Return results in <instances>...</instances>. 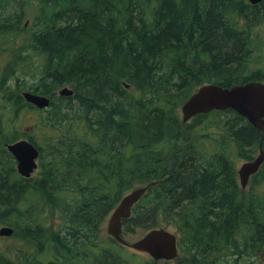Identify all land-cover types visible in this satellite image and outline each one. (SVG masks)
<instances>
[{"label":"trees","instance_id":"1","mask_svg":"<svg viewBox=\"0 0 264 264\" xmlns=\"http://www.w3.org/2000/svg\"><path fill=\"white\" fill-rule=\"evenodd\" d=\"M20 1L0 0V31L11 17L14 22L35 9L40 26L32 43L41 64L18 57V69L0 79V89L10 91L4 101H12L0 117V163L11 165L5 171L0 164V223L34 236L47 230L50 211L46 220L55 223L57 236L49 238L54 253L45 261L0 253V264H79L70 242L91 245L83 234L98 235L120 199L150 183L156 184L122 221L123 235L135 226L171 228L175 264L261 259L264 163L243 191L230 160H253L260 147L264 151V133L232 110L199 114L193 118L198 124L185 125L179 109L204 84L264 83V68L253 63L264 0H22L27 9L14 14ZM30 77L20 90L50 98L46 110L22 94L12 100L8 82L16 88ZM62 87L73 95L52 97ZM22 105L39 115L41 141L29 133L15 136L40 152L33 179L10 173L16 162L5 148L17 141L5 132L18 127L8 115L15 117ZM208 115H218L213 128H196ZM37 207L41 213L34 217ZM22 209L28 214L20 223ZM98 244L94 264H114Z\"/></svg>","mask_w":264,"mask_h":264},{"label":"water","instance_id":"2","mask_svg":"<svg viewBox=\"0 0 264 264\" xmlns=\"http://www.w3.org/2000/svg\"><path fill=\"white\" fill-rule=\"evenodd\" d=\"M247 1L251 5L262 2V0ZM58 94L59 96L70 97L73 95V90L62 87L59 89ZM22 96L26 102L39 110L46 109L50 105V99L45 96L30 92H23ZM226 110H232L264 133V84L257 81L232 87L204 84L198 87L180 107L181 120L184 123L199 114ZM5 147L16 162L17 173L23 178H30L37 168L38 149L28 139L6 144ZM263 162L264 151L260 147L258 155L253 160L240 165L237 169V175L242 190L247 188L250 178L258 172ZM155 184L150 183L147 186L135 188L124 195L111 212L106 231L119 244L134 251L144 252L154 261H170L178 255L175 233L163 228H154L132 243L127 242L121 236L122 221L131 216L132 207L141 199L147 188ZM12 234L13 229L11 227L4 226L0 228V236H11Z\"/></svg>","mask_w":264,"mask_h":264},{"label":"rangeland","instance_id":"3","mask_svg":"<svg viewBox=\"0 0 264 264\" xmlns=\"http://www.w3.org/2000/svg\"><path fill=\"white\" fill-rule=\"evenodd\" d=\"M22 1V0H21ZM19 4H17V9L15 13H21V10L23 8L27 9L26 5L24 3H26V1L22 2ZM25 5V6H24ZM29 12H27V16L28 18L31 20H35L33 19V17L35 18L36 15V10L35 9H28ZM38 20V17L37 19ZM259 34L261 39H258L255 42V46L258 51L256 52V56L254 58V65L255 66H262L264 68V26H260L259 27ZM6 58H8V55L6 56ZM8 60H4V56H0V65L2 66L4 63H7ZM27 63V62H26ZM28 64V63H27ZM23 66H26V64H23ZM9 69L6 70H2L3 68L0 67V79L4 76L7 75V77H9V72L13 69L11 66V62L9 63ZM6 77V78H7ZM26 80V79H24ZM20 83L16 86L15 88V83H11L8 82L7 86L11 89V93L13 94L12 96V100L15 99V95L17 94H21V85L25 84L29 85L31 84L33 81L30 78H27V80L25 82H22L23 80H19ZM59 89V88H58ZM56 89L55 92L58 90ZM16 90V91H15ZM9 90H1L0 89V117L2 116V114L4 113L5 116V112L3 109V106L6 105L8 106V104H11L12 101L6 99L4 101V95H9ZM56 98V97H55ZM3 101V102H2ZM20 112H17V114H15V117H13V114L8 115V117L11 116L10 122H14V124H17L18 127L16 129V133L11 131H5L6 134L9 137H14L15 136H19V134L23 135V134H30L31 136H34L36 138L37 141H41V138L37 135L36 132V122H38L37 120L39 119V115L38 112L34 109V110H30L27 107H24L22 105L21 109L19 110ZM179 116L182 119V114L180 112L179 109ZM226 116L228 117L229 114H226ZM217 118L218 115H208L204 118L203 122H201V125H197L196 128H207V129H211L213 128L212 125L217 122ZM13 120V121H11ZM184 123V122H183ZM1 124V123H0ZM185 125H196L198 124V122H194L193 123V118L190 119L189 121L184 123ZM57 130H59L58 128H56ZM61 129V128H60ZM28 130V131H27ZM209 130H207V132L209 133ZM19 133V134H17ZM211 136L212 133H210ZM23 138V137H22ZM21 138H15V140H18ZM27 139V138H26ZM14 140V141H15ZM203 146H205L207 149H210L212 146H210V141H208L206 138L203 139ZM211 154V153H209ZM5 163H4V162ZM2 163H0L2 165V167L5 169V171H7L6 168V164L7 166H11L10 163L6 160H3ZM246 160H241L238 158H235L234 164L236 167V170L240 167V165ZM38 171V170H37ZM37 171H35L32 174L31 179L35 178L37 176ZM11 174H15L16 173V168H15V164L13 167L12 172H10ZM8 174V173H7ZM17 175V173H16ZM18 176V175H17ZM19 177V176H18ZM236 177L238 179L237 173H236ZM11 180V176L9 177ZM24 209H28L29 206L24 205L23 207ZM26 210H23L19 213V215H21V222L26 221L27 219V212H25ZM40 211V212H39ZM37 212L41 213L40 208H36L35 212L32 214L34 217L36 216ZM49 213H46V219L50 216V211H48ZM109 218V216H108ZM106 219L105 223L100 227V232L98 235L95 236V238L93 237H89L90 241H92V244H96L99 243L98 245L101 247L100 250L103 247H107V252L108 254L112 255V257L114 258V264H119V263H124V264H165V261L163 260H159V261H154L150 256H148L146 253L144 252H138V251H134L133 249L123 246L121 244H118L117 242H114L113 239L107 234L106 232V226H107V220ZM46 219H44L43 223L45 225H48L46 227L47 230H44L42 234H36L34 236H32L31 234H33L32 232H23L20 229H14V233L11 236H0V253L2 254H6L7 256H9V258H14L16 260L19 261V258L23 261V259H27L29 261L27 262H31V260L33 259V256H36L40 259H43L44 261L50 258V254L54 253V248L51 247L52 242L50 241L49 238L54 237L56 235V233L53 231V229L55 228L54 224H49V220L47 221ZM3 226H9V225H3L2 223H0V228ZM58 226L56 227L55 231L58 230ZM151 229L150 225H145V226H135L132 230L128 231L125 233L124 238L127 242L132 243L134 241H136L137 239H139L140 237H142L147 231H149ZM170 231H172L171 228H169ZM69 232H71V229L69 230ZM30 237H29V236ZM60 235L63 236L64 232L61 233ZM57 236V235H56ZM60 238V236H58ZM53 240V239H52ZM50 241V242H49ZM39 244H42V246H38ZM74 244H72L70 242V245L73 248V257L74 259L78 260L79 264H94L96 261V254H97V246H90L87 247L85 246L83 249L82 248H78L76 245L73 246ZM113 245V246H111ZM71 249V248H70ZM38 250V253H37ZM57 251V250H56ZM91 251V252H90ZM75 252V253H74ZM93 252V253H92ZM75 254L78 256L76 258ZM81 258V259H80ZM73 259V258H72ZM81 261V262H80ZM175 261H169L168 264H175ZM264 264V253L261 257V259L256 260V259H252V264ZM220 264H234V262L231 259H227L224 260L223 262H221Z\"/></svg>","mask_w":264,"mask_h":264},{"label":"flooded vegetation","instance_id":"4","mask_svg":"<svg viewBox=\"0 0 264 264\" xmlns=\"http://www.w3.org/2000/svg\"><path fill=\"white\" fill-rule=\"evenodd\" d=\"M20 15H23V17L22 18L18 17V19H16L14 22H13L14 19L11 17L10 20H12V23H8V25L6 26L4 31H0V56H2V57L4 56V60H8L7 63H4L2 66L0 65V67L3 68L2 70L9 69L8 67H9L10 62H11L12 68L17 70L18 68L16 67V65L18 62V57H24L23 60L27 61L28 65L39 66L41 64L40 52L36 47L33 46V43H32V40H33L32 37L37 33V30H38L40 24H39L38 20H36L37 17L36 18L33 17V19H35V20H32V22H31V20L27 16L26 10H25V12H22ZM7 55H8V58H6ZM21 61H19V62H21ZM58 91H59V89L56 92L53 91L52 97L59 96ZM22 93L23 92H21V94ZM35 94L40 95L39 92H36ZM40 96H42V95H40ZM50 101H52V100L50 99ZM33 107H31V110H34L35 107L34 108ZM46 109H42V110H46ZM37 110H39V109H37ZM42 110H39V111H42ZM24 139H26V138H24ZM19 140H23V139H19ZM19 140H17V141H19ZM235 158L236 157H234V156L232 157V159L230 158L231 159L230 162L234 163ZM244 162H246V161H244ZM15 168H16V164H15ZM37 170H38V163H37V168L35 171H37ZM16 173H17V171H16ZM30 178H24V179H30ZM7 227L12 228V226H7ZM13 233H14V229H13ZM83 235L85 237H91V236L95 237V233H93V232H91L89 234H83ZM90 246H95V244L91 243V245L86 246L87 249ZM60 259L63 261V259H64L63 255L61 256Z\"/></svg>","mask_w":264,"mask_h":264},{"label":"bare ground","instance_id":"5","mask_svg":"<svg viewBox=\"0 0 264 264\" xmlns=\"http://www.w3.org/2000/svg\"><path fill=\"white\" fill-rule=\"evenodd\" d=\"M247 1V0H246ZM3 2V1H2ZM1 2V3H2ZM248 2V1H247ZM5 4V3H4ZM1 5V4H0ZM25 6V5H24ZM4 33V32H3ZM7 36V35H6ZM252 41V40H251ZM255 41V40H254ZM249 43H251V42H249ZM255 46V45H254ZM250 47V46H249ZM251 82V81H250ZM257 82H260V81H257ZM261 83H263V82H261ZM264 84V83H263ZM39 154H40V152H39ZM77 245V244H76ZM74 246H75V244H74ZM65 250V249H64ZM70 251H71V249H70ZM75 253V252H74ZM78 255V254H77ZM76 254H75V256H76V258L78 257ZM72 256H73V254H72ZM81 259V258H80ZM76 260V259H75ZM70 261V260H69ZM78 261V260H77ZM71 264V263H70Z\"/></svg>","mask_w":264,"mask_h":264}]
</instances>
